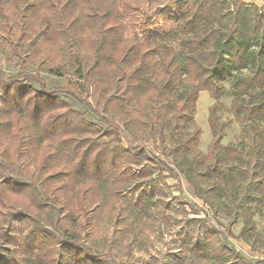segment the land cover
<instances>
[{
    "label": "trees",
    "instance_id": "trees-1",
    "mask_svg": "<svg viewBox=\"0 0 264 264\" xmlns=\"http://www.w3.org/2000/svg\"><path fill=\"white\" fill-rule=\"evenodd\" d=\"M0 24L18 58L16 74L0 69V264H125L86 240L103 231L101 214L136 236V215L157 227L176 206L203 218L180 220L179 250L163 264H264L227 240L238 217L243 240L255 239L264 207V2L194 0L175 47L158 34L125 39L115 0H0ZM27 52L39 71L22 68ZM41 68L64 84L48 88ZM226 85L244 139L221 145L213 106L206 154L193 155L200 130L187 128L199 94L216 104ZM152 127L158 153L124 146L125 133ZM205 206L232 218L223 232Z\"/></svg>",
    "mask_w": 264,
    "mask_h": 264
},
{
    "label": "rangeland",
    "instance_id": "rangeland-1",
    "mask_svg": "<svg viewBox=\"0 0 264 264\" xmlns=\"http://www.w3.org/2000/svg\"><path fill=\"white\" fill-rule=\"evenodd\" d=\"M120 12V21L124 27V38L130 41H136L141 43L145 38L152 34H158L164 39V43L175 47L176 39L178 36L179 19L183 12H185L193 3L194 0H115ZM264 0H240V3L247 6L254 5L258 8L263 7ZM3 26L0 24V69L7 75H14L17 73L18 58L12 55L9 51L8 45L2 41L4 36ZM26 53V52H24ZM40 59L31 57L27 52L23 69L30 73L39 71ZM41 77L46 82L47 87H61L65 82V77L54 78L48 74L42 72L40 69ZM243 74H247L243 71ZM231 94L226 85L225 93L218 103H214L212 98L207 92H201L196 102V107L193 113V123L187 128L188 132H192L194 127L200 130L198 141L193 150V155L202 156L206 154L207 148L211 140V134L207 123L209 110L216 107V117L219 123L223 126V135L221 138V145L228 146L230 144L236 145L243 141L244 134L242 131V125L234 118L230 112ZM74 108L83 113L87 119H94L91 114L85 112L81 107L74 105ZM95 120V119H94ZM144 131L138 133V135L125 133L123 135V144L126 146L127 141L133 143V145L144 144L150 151L158 153V141L155 137V128L152 127V131L149 128H144ZM136 169V168H134ZM152 180L156 179V170H150ZM138 185V184H136ZM141 186H138L134 192L130 194L131 197H140ZM183 197L189 201L200 202L191 193L190 189L183 183ZM165 201H169V197L164 198ZM156 203V195L153 198ZM174 204V203H173ZM209 218L213 225L220 231H224L230 221L231 217L227 216L221 209H210L207 206ZM166 216L169 224L161 223L156 227L143 224L140 215H136L133 222L134 234L125 235L122 237L120 230H123V226L117 227L113 220L106 217L105 213L101 214L103 226L100 225V230L93 231L87 235V241L94 240L95 249L99 252L102 248L109 249L110 252L116 253L125 264H156L155 261H160L162 264L168 261L174 253L179 250L181 243L180 236V220L189 218H203L202 213L197 216L193 215V212L185 208L180 210L179 207H172L166 210ZM253 220L256 223L255 231L258 236L253 238H247L243 240L241 236V230L243 228V218L238 217L231 227V236L227 238L229 244L239 251L246 259L257 262L264 261V207L259 211H256L253 216ZM200 225L201 223H196ZM126 230V229H124ZM128 233V230H126ZM101 236H106L107 244L104 246L102 242L98 240ZM125 241L130 244V248L127 251L125 247Z\"/></svg>",
    "mask_w": 264,
    "mask_h": 264
}]
</instances>
